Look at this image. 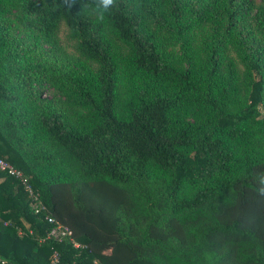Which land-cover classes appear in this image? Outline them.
<instances>
[{"label":"trees","instance_id":"trees-1","mask_svg":"<svg viewBox=\"0 0 264 264\" xmlns=\"http://www.w3.org/2000/svg\"><path fill=\"white\" fill-rule=\"evenodd\" d=\"M96 2L0 0V157L87 246L0 172V264H264V0Z\"/></svg>","mask_w":264,"mask_h":264},{"label":"built area","instance_id":"built-area-1","mask_svg":"<svg viewBox=\"0 0 264 264\" xmlns=\"http://www.w3.org/2000/svg\"><path fill=\"white\" fill-rule=\"evenodd\" d=\"M0 172L6 174L7 176L13 178L14 180L18 181L19 184L23 187L25 193L29 196L32 200L31 207L35 214H44V219L48 224L52 225L51 230L47 234L46 239H52L59 243L67 241L69 242L73 248L77 250L87 249V246L78 243L74 238L72 231L66 227L55 221L51 216L46 214L47 210L46 207L42 204V202L38 199L37 195L34 194L32 187L28 182V178L15 166H13L10 162L6 159L0 157ZM59 263V254L54 251L52 254V264ZM96 264V262H95Z\"/></svg>","mask_w":264,"mask_h":264},{"label":"clouds","instance_id":"clouds-1","mask_svg":"<svg viewBox=\"0 0 264 264\" xmlns=\"http://www.w3.org/2000/svg\"><path fill=\"white\" fill-rule=\"evenodd\" d=\"M75 2L76 0H73V3ZM114 5H116V0H99L98 3L96 2L95 8L99 13V19L102 20L104 18V14L109 12ZM258 180L260 181V185H264V175L259 176ZM257 194L264 196V186H259L257 188Z\"/></svg>","mask_w":264,"mask_h":264},{"label":"rangeland","instance_id":"rangeland-1","mask_svg":"<svg viewBox=\"0 0 264 264\" xmlns=\"http://www.w3.org/2000/svg\"><path fill=\"white\" fill-rule=\"evenodd\" d=\"M256 4H259L261 0H254ZM59 41L67 53L74 54L75 53V41L71 38L70 33L67 27L61 23L58 31ZM241 68L240 65H238Z\"/></svg>","mask_w":264,"mask_h":264}]
</instances>
